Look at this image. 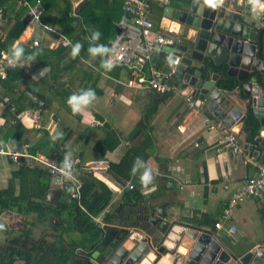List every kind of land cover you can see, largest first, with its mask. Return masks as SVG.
<instances>
[{"label":"crops","instance_id":"1","mask_svg":"<svg viewBox=\"0 0 264 264\" xmlns=\"http://www.w3.org/2000/svg\"><path fill=\"white\" fill-rule=\"evenodd\" d=\"M79 1L71 2L72 9ZM122 2H94L91 13L97 18L86 23L85 40L80 38L73 41L62 36L60 28L55 25L45 26L42 22L29 23L26 20L24 31L11 45H19L24 49L26 64L21 69V76L16 74L7 81V96L0 102V142L6 128L20 137L14 141H2L3 148L28 153L29 146L41 143V150L35 154L45 156L43 152L48 146L47 138L58 142L69 132L67 147L77 157L79 165L84 171H91L111 191L109 204L97 214L105 224L119 229L127 204L137 210L147 205H163L173 219L212 230L227 241L228 237H232L245 251L258 249L260 241L264 239V220L260 209L264 197L244 199L232 209L229 219L221 222V229H215L211 223L220 220L230 195L239 189L241 183L249 177H257L258 168L252 163H258V160L248 152L246 154L250 155L253 162L227 151H217L224 133L206 122L207 118H214L205 103L189 109L185 98L177 93H170L163 98L153 91L129 86L127 83L131 76L127 70L114 66L111 71H107L101 67L105 59L103 56L93 58L90 55L89 47L107 44V35L101 42L104 29L109 28V24H105L109 22L104 17L106 9L110 5L112 9L122 10ZM174 2V5L169 3V7L179 8L184 4L183 0ZM149 3L153 5V9H149L153 32L162 31L158 25L164 7L155 0H149ZM158 7L162 10L161 15L156 10ZM11 19L5 24L6 34L11 27ZM116 21L115 27L119 22ZM94 32L100 33L96 41L91 39ZM82 40L93 44L85 43L83 46ZM33 41H38L39 45L33 47ZM77 43L82 47L73 58L72 49ZM162 53L161 69L166 58V54ZM32 55L35 58L29 59ZM224 78L227 80L228 77ZM227 81L233 82V78ZM88 89L94 91L96 99L74 114L68 106V98ZM234 89L225 90V93L244 115L245 106L237 98L239 91ZM37 95L46 97V106L42 111L40 108V128L33 127L30 115H26L36 109ZM155 103V112L147 116ZM5 108H9V113ZM17 108H21L18 113ZM233 112L237 114L236 110ZM8 114L15 118L7 121ZM225 130L230 131L227 128ZM243 131L237 135L239 139ZM148 132L153 143L150 157L144 163L136 164L137 171L133 176L138 179L148 169L156 183L142 190L143 199L140 202L130 204L123 197L130 180H124L120 176L121 171L111 170L109 166L118 165L127 147L139 142L142 134ZM102 139H105V150L100 156L94 145ZM24 162L29 166L34 165L28 159H24ZM17 169V163L0 155V189L6 187L7 180ZM17 219L21 220L19 217ZM2 220L7 225L16 222V227L24 223L16 220L15 216L11 219L7 214ZM4 238L0 235V243ZM175 258L174 252L165 249L155 264H172Z\"/></svg>","mask_w":264,"mask_h":264},{"label":"water","instance_id":"2","mask_svg":"<svg viewBox=\"0 0 264 264\" xmlns=\"http://www.w3.org/2000/svg\"><path fill=\"white\" fill-rule=\"evenodd\" d=\"M158 26L176 40L174 46L162 48L166 58L161 72L167 83L188 87L195 107L205 103L213 118L236 136L249 107L259 131L253 143L245 138L242 148L264 166V8L254 11L249 0H217L215 7L205 0H189L179 8L164 7ZM176 57L179 63L173 66ZM219 77L233 78L244 115L219 88ZM58 182L51 177L46 201L59 199ZM260 209L264 220V200ZM122 219L119 229L101 227L90 250L67 264H155L165 249L176 255L172 264H264V239L258 249L245 251L232 237L228 242L212 230L173 219L163 205L137 210L127 204ZM21 262L14 258L10 264Z\"/></svg>","mask_w":264,"mask_h":264},{"label":"trees","instance_id":"3","mask_svg":"<svg viewBox=\"0 0 264 264\" xmlns=\"http://www.w3.org/2000/svg\"><path fill=\"white\" fill-rule=\"evenodd\" d=\"M34 1L28 0L30 4ZM56 1L42 0L46 10L41 18L43 25H55L60 28L62 36L73 41L80 38L85 40V25L88 20L97 18V15L95 16L91 13V9L95 5L94 2L98 0H80L73 9L71 4L73 0H62L66 10L64 13L59 12L61 16H58ZM183 1L184 3L189 2V0ZM169 3L174 5L175 2L174 0H169ZM148 4V8L152 10L153 5L151 3ZM109 7L104 14L106 20L109 21L105 24H109V28L104 29L101 42L106 39L105 43L107 44L103 46L110 49L111 43L120 31L118 26H114L115 21L117 20L116 22H118L127 19V17L122 10L112 9L110 5ZM156 10L161 15L162 10L159 7ZM52 11H55L57 15L53 17L49 14L47 15L48 12ZM11 21L12 24L5 41L1 44V47L8 51L13 47L11 45L20 37L26 26V19H22L19 15L12 18ZM110 30L113 31L110 33ZM85 43L88 45L93 44L82 40L83 46ZM107 55L103 56V59ZM162 60V52L158 51L153 54L152 61L159 69H161ZM16 74L21 76V69L9 71L6 79L0 80V102L7 96V81H10ZM227 80L221 77L217 84L221 89L232 91L234 83ZM167 95L162 96L164 98ZM37 97L43 102L42 111L46 106V100H44L46 97L43 95H37ZM156 106L157 103L147 112V116L155 112ZM8 110L9 108H5V111L8 112ZM20 110L21 108H17L16 112L18 113ZM14 118V115L8 114L6 120L9 121ZM242 128L245 133L242 138H238L239 141L243 142L247 138L249 143H253L258 135L259 124L249 107L246 110ZM67 134L58 142H53L47 138L48 146L44 152L42 151L43 154L49 157L51 153H55L58 162L64 164L62 153L65 151L72 153L70 148L67 147L70 138L69 132ZM19 137V134H16L10 128H6L1 137V142L18 140ZM152 144L150 132L143 133L139 142H133L127 147L118 165L109 166L111 170L121 171L120 176L124 180H130L132 183L133 189L126 190L123 195L130 204L140 202L143 199L142 190L156 183V181L152 180L145 187L141 184L140 178L136 179L133 176L134 167L137 171L136 164L138 162L144 163L150 157ZM41 146V143L29 146L28 153L35 154L37 150H41ZM94 149L102 156L105 150V139L96 142ZM74 172L82 183L80 201L82 207L91 215L99 214L109 204L111 199L110 189L101 184L91 171H84L79 165V160ZM50 180L51 175L46 169L36 164L29 166L24 162L23 158H19L17 171L12 172L7 180L6 187L0 189V223L5 225V230L0 231V235L5 237L4 241L0 243V264H10L14 258H18L24 264H67L76 254L88 252L91 244L97 240L100 227L92 222L90 217L79 208L77 202L71 199L67 193L63 191L56 202L46 201ZM6 214L12 218L15 216L16 220H19L17 219L19 217L24 223L17 227L15 225L16 222L7 225L2 220V217ZM211 223L214 227L215 221ZM36 230L38 232H35Z\"/></svg>","mask_w":264,"mask_h":264},{"label":"built area","instance_id":"4","mask_svg":"<svg viewBox=\"0 0 264 264\" xmlns=\"http://www.w3.org/2000/svg\"><path fill=\"white\" fill-rule=\"evenodd\" d=\"M149 0H123L122 11L127 19L118 22L119 33L110 45V53L104 60H111L116 67L127 70L131 76L127 85L138 89L153 91L159 95L177 93L183 96L189 109L195 108V98L188 87L179 84L177 86L167 83V76L157 68L152 61L155 52H162L163 47L174 46L175 36L166 31L153 32V25L149 18ZM161 7L169 6V0H155ZM42 0H35L32 4L28 0H0V80H5L9 71L23 69L26 61L22 58L19 62L12 65L9 63L10 51L1 47L7 36L5 24L9 19L19 15L29 23H41V18L45 13ZM33 47L39 45L38 41L32 42ZM103 60V61H104ZM179 58L176 57L173 66H177ZM188 89V90H187ZM36 109L30 110L26 115H30L32 125L40 128V108L43 102L35 99ZM14 112V108H10ZM208 125L219 128L224 135L217 145V151H227L236 156H242L247 161H252L250 155L243 150L238 137L225 130L224 126L214 120L206 119ZM0 155L10 158L13 163L18 164L19 158L30 160L33 164L46 169L51 177L59 179L58 186L61 191L77 202L79 208L86 213L92 222L98 227H103L105 223L98 215L89 214L81 205L82 183L74 172L78 163L77 157L68 151L62 153V158L70 165L71 179H65L63 174L58 171L63 166L57 159H51L38 154H28L25 151L5 150L0 142ZM253 162V161H252ZM258 168L256 178L249 177L244 180L239 189L233 192L221 214L220 220L214 224L215 229H221V222L229 219L230 212L234 207L246 198L262 199L264 197V166L252 163ZM127 189L132 190L131 182L127 183ZM11 219H13L11 217ZM232 231V229H231ZM22 264V262H21Z\"/></svg>","mask_w":264,"mask_h":264},{"label":"clouds","instance_id":"5","mask_svg":"<svg viewBox=\"0 0 264 264\" xmlns=\"http://www.w3.org/2000/svg\"><path fill=\"white\" fill-rule=\"evenodd\" d=\"M205 3L208 4L211 7H215L217 5V0H205ZM249 3L253 5V10L255 11L257 7L264 8V4H261V0H249ZM100 33L94 32L92 34V41H96L99 39ZM82 45L77 43L73 46L71 55L73 58L78 55ZM90 55L95 58L97 55L99 56H105L107 55L111 50L103 45L96 46V47H89L88 49ZM24 57V49L20 47L19 45H13V47L10 49V59L9 63L14 65L17 62H19ZM34 55L30 56L29 59H34ZM101 67H103L107 71H111L114 67L113 62L109 60L102 61ZM96 99L95 93L93 90H82L80 94H73L68 98V106L72 109L73 113L80 112L83 108L89 106L92 104V102ZM67 157L65 158V162L61 168L58 169L60 171L65 179H71V172H70V165L67 162ZM136 172V168H133V173ZM141 184L145 187H147L148 184L152 182V175L150 170L145 169L143 171V174L140 176ZM5 230V225L3 223H0V231Z\"/></svg>","mask_w":264,"mask_h":264},{"label":"rangeland","instance_id":"6","mask_svg":"<svg viewBox=\"0 0 264 264\" xmlns=\"http://www.w3.org/2000/svg\"><path fill=\"white\" fill-rule=\"evenodd\" d=\"M56 2H57L56 5H57V9H58L57 11H58V13H59V12L64 13V11L66 10V8H65V6H64V4H63V2H62V0H57ZM61 13H59L58 16H59V15L61 16ZM48 14L51 15L52 17L57 15L55 11L48 12L47 15H48ZM58 16H57V18H58ZM124 71H125V70H124Z\"/></svg>","mask_w":264,"mask_h":264}]
</instances>
